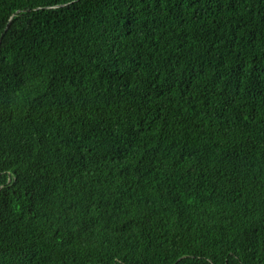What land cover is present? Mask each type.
I'll use <instances>...</instances> for the list:
<instances>
[{
	"label": "trees",
	"instance_id": "1",
	"mask_svg": "<svg viewBox=\"0 0 264 264\" xmlns=\"http://www.w3.org/2000/svg\"><path fill=\"white\" fill-rule=\"evenodd\" d=\"M0 264H264V0H0Z\"/></svg>",
	"mask_w": 264,
	"mask_h": 264
}]
</instances>
